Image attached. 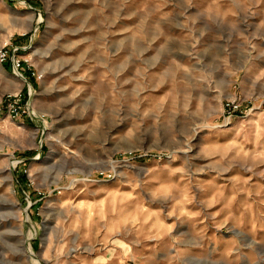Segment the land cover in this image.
<instances>
[{
  "label": "rangeland",
  "instance_id": "rangeland-1",
  "mask_svg": "<svg viewBox=\"0 0 264 264\" xmlns=\"http://www.w3.org/2000/svg\"><path fill=\"white\" fill-rule=\"evenodd\" d=\"M8 41L0 264H264V0H0Z\"/></svg>",
  "mask_w": 264,
  "mask_h": 264
},
{
  "label": "built area",
  "instance_id": "built-area-1",
  "mask_svg": "<svg viewBox=\"0 0 264 264\" xmlns=\"http://www.w3.org/2000/svg\"><path fill=\"white\" fill-rule=\"evenodd\" d=\"M31 43V41H30ZM29 43V45H30ZM29 45H21L14 42H6L0 46V64L6 70H10L12 73L26 83L25 94L28 98L32 95L33 86L27 80V77H33L35 79H41L42 74H36L33 71L32 65L28 63V59L24 54L20 52L26 50ZM23 94L22 90H18L15 93H9L4 100L0 101V111L5 110L9 117L16 120L18 117H24L25 115L30 117L32 115L31 109L28 107V101L22 102ZM233 108L237 105L233 104Z\"/></svg>",
  "mask_w": 264,
  "mask_h": 264
},
{
  "label": "bare ground",
  "instance_id": "bare-ground-1",
  "mask_svg": "<svg viewBox=\"0 0 264 264\" xmlns=\"http://www.w3.org/2000/svg\"><path fill=\"white\" fill-rule=\"evenodd\" d=\"M0 71L2 72V68L0 67Z\"/></svg>",
  "mask_w": 264,
  "mask_h": 264
},
{
  "label": "crops",
  "instance_id": "crops-1",
  "mask_svg": "<svg viewBox=\"0 0 264 264\" xmlns=\"http://www.w3.org/2000/svg\"><path fill=\"white\" fill-rule=\"evenodd\" d=\"M30 41H31V38H30ZM28 80V79H27ZM29 81V80H28ZM34 82H36V80L34 81Z\"/></svg>",
  "mask_w": 264,
  "mask_h": 264
}]
</instances>
